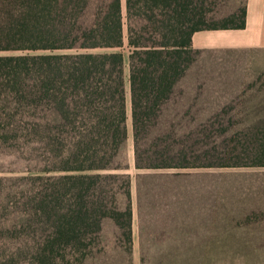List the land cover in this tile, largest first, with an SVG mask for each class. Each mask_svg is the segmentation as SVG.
I'll use <instances>...</instances> for the list:
<instances>
[{
	"label": "trees",
	"instance_id": "trees-1",
	"mask_svg": "<svg viewBox=\"0 0 264 264\" xmlns=\"http://www.w3.org/2000/svg\"><path fill=\"white\" fill-rule=\"evenodd\" d=\"M205 1L124 0V12L121 0L9 1L19 8L5 19L0 51L47 53L0 56V102L10 100L7 120H31L49 143L55 162L49 172L74 175L38 177L46 190L26 191L23 247L0 256V264L110 261L114 250L97 246L106 221L131 243V179L119 163L127 87L135 171L264 168V119L227 139L233 123L225 127L218 115L197 122L196 111L173 108L178 84L199 54L193 34L245 27L244 7L207 23ZM22 253L26 261L18 259Z\"/></svg>",
	"mask_w": 264,
	"mask_h": 264
},
{
	"label": "rangeland",
	"instance_id": "rangeland-1",
	"mask_svg": "<svg viewBox=\"0 0 264 264\" xmlns=\"http://www.w3.org/2000/svg\"><path fill=\"white\" fill-rule=\"evenodd\" d=\"M9 1L0 0L1 48L6 47L1 34L7 26L5 19L19 8ZM121 5L124 12V0ZM243 7L244 0H206V21L221 22ZM122 52L127 73V52ZM41 53L47 52L8 50L0 51V56ZM217 56L193 55L194 61L178 84L173 108L196 111L192 117L197 122L210 117L214 121L218 115L225 127L233 123L228 139L243 125L264 119V110L259 117L253 113L255 107L264 105V53L252 50L238 56ZM10 104L9 99L0 102L1 112L6 111L0 113V119L5 118L0 120V131H6L0 136V256L23 247L25 238H18L26 235L23 196L27 197V190L43 192L48 187L38 177L74 175L49 172L55 163L51 146L31 129V120H7ZM186 116L192 118L182 117ZM126 117L119 163L126 165L124 173L131 179V243L126 246L123 230L106 221L97 246H108L114 252L110 261L91 264H264V168L137 172L128 87ZM9 123L14 124V130L3 129ZM146 190L151 195L146 196ZM119 196L118 192L114 196L116 206L122 208L124 201ZM28 257L22 253L18 259L26 261Z\"/></svg>",
	"mask_w": 264,
	"mask_h": 264
},
{
	"label": "crops",
	"instance_id": "crops-1",
	"mask_svg": "<svg viewBox=\"0 0 264 264\" xmlns=\"http://www.w3.org/2000/svg\"><path fill=\"white\" fill-rule=\"evenodd\" d=\"M244 2V29L196 32L192 36V49L213 59H218L217 54L225 58L252 50L264 53V0Z\"/></svg>",
	"mask_w": 264,
	"mask_h": 264
}]
</instances>
